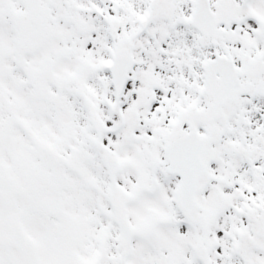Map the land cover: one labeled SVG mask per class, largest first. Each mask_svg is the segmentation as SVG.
<instances>
[{"label":"snow or ice","instance_id":"snow-or-ice-1","mask_svg":"<svg viewBox=\"0 0 264 264\" xmlns=\"http://www.w3.org/2000/svg\"><path fill=\"white\" fill-rule=\"evenodd\" d=\"M0 264H264V0H0Z\"/></svg>","mask_w":264,"mask_h":264}]
</instances>
